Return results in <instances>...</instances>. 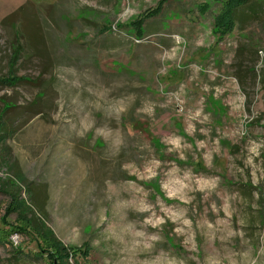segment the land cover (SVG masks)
Here are the masks:
<instances>
[{
    "label": "rangeland",
    "instance_id": "rangeland-1",
    "mask_svg": "<svg viewBox=\"0 0 264 264\" xmlns=\"http://www.w3.org/2000/svg\"><path fill=\"white\" fill-rule=\"evenodd\" d=\"M160 1L0 0V264H264V0Z\"/></svg>",
    "mask_w": 264,
    "mask_h": 264
},
{
    "label": "trees",
    "instance_id": "trees-1",
    "mask_svg": "<svg viewBox=\"0 0 264 264\" xmlns=\"http://www.w3.org/2000/svg\"><path fill=\"white\" fill-rule=\"evenodd\" d=\"M169 0H162L158 3L156 9L147 12L143 17L135 22L137 28V36L140 38L143 37L144 34V24L147 20L158 16L162 10L164 9V5ZM221 2L222 9L221 12L215 18V27L214 33L220 35L221 37L226 36L227 34L233 32L236 27L237 14L242 8L246 7L251 0H217V2ZM209 10L208 5H203L200 7V11L202 13H206ZM17 12L12 14L10 18L12 21L16 20ZM14 202H16V206H25V202L21 203L13 197ZM15 210V204L9 206V212ZM8 213L1 219L2 224L4 226L8 225L7 217ZM37 219V220H36ZM28 227V228H27ZM26 231L31 235L32 240L37 243L40 252L34 253L35 258H41L43 255L47 254L48 258L52 260V264H68L69 260L73 257L83 256L88 257L91 252L89 247L85 246L84 249H71L66 247L55 235V233L49 229L43 222L42 219L37 217H33L32 220H27ZM14 232H18L17 229H2L0 228V243H8L10 242V237ZM16 253L23 255V251L17 247Z\"/></svg>",
    "mask_w": 264,
    "mask_h": 264
},
{
    "label": "crops",
    "instance_id": "crops-1",
    "mask_svg": "<svg viewBox=\"0 0 264 264\" xmlns=\"http://www.w3.org/2000/svg\"><path fill=\"white\" fill-rule=\"evenodd\" d=\"M204 5H208L209 10H210V5H209L208 3H205ZM202 6H203V5H202ZM200 7H201V6H200ZM163 10H164V9H163ZM163 10H162V12H163ZM199 10H200V8H199ZM209 10H208V11H209ZM208 11H207V12H208ZM162 12H161L158 16H160V15L162 14ZM217 15H218V14H217ZM217 15H216V16H217ZM158 16H157V17H158ZM215 18H216V17H215ZM151 19H152V18H151ZM151 19H149V20H151ZM149 20H147V21H149ZM236 23H237V21H236ZM214 27H215V19H214V25H213V33H214ZM235 28H236V27H235ZM235 28H234V30H235ZM234 30H233V31H234ZM232 33H233V32H231V33H229V34H227V35H230V34H232ZM214 35H216L219 39L225 37V36L221 37L220 35L215 34V33H214ZM227 35H226V36H227Z\"/></svg>",
    "mask_w": 264,
    "mask_h": 264
},
{
    "label": "water",
    "instance_id": "water-1",
    "mask_svg": "<svg viewBox=\"0 0 264 264\" xmlns=\"http://www.w3.org/2000/svg\"><path fill=\"white\" fill-rule=\"evenodd\" d=\"M54 264H57V263H54Z\"/></svg>",
    "mask_w": 264,
    "mask_h": 264
}]
</instances>
